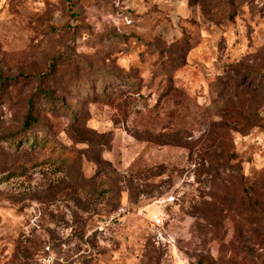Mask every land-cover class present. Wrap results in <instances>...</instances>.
<instances>
[{
  "label": "rangeland",
  "instance_id": "rangeland-1",
  "mask_svg": "<svg viewBox=\"0 0 264 264\" xmlns=\"http://www.w3.org/2000/svg\"><path fill=\"white\" fill-rule=\"evenodd\" d=\"M0 264H264V0H0Z\"/></svg>",
  "mask_w": 264,
  "mask_h": 264
},
{
  "label": "trees",
  "instance_id": "trees-1",
  "mask_svg": "<svg viewBox=\"0 0 264 264\" xmlns=\"http://www.w3.org/2000/svg\"><path fill=\"white\" fill-rule=\"evenodd\" d=\"M32 110H33V105H32V103H30L28 113L26 115V119L24 122L25 128H29L32 125V123L37 122V119L32 114Z\"/></svg>",
  "mask_w": 264,
  "mask_h": 264
},
{
  "label": "crops",
  "instance_id": "crops-1",
  "mask_svg": "<svg viewBox=\"0 0 264 264\" xmlns=\"http://www.w3.org/2000/svg\"><path fill=\"white\" fill-rule=\"evenodd\" d=\"M183 4H185L186 6H184ZM181 10H186L187 9V4L186 3H182L181 5H180V7H179ZM131 22V20L129 19V21L127 22V23H130Z\"/></svg>",
  "mask_w": 264,
  "mask_h": 264
},
{
  "label": "built area",
  "instance_id": "built-area-1",
  "mask_svg": "<svg viewBox=\"0 0 264 264\" xmlns=\"http://www.w3.org/2000/svg\"><path fill=\"white\" fill-rule=\"evenodd\" d=\"M125 212H126V211H125V208L122 207V208L119 209L117 215H118V214H124Z\"/></svg>",
  "mask_w": 264,
  "mask_h": 264
}]
</instances>
